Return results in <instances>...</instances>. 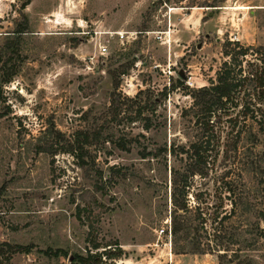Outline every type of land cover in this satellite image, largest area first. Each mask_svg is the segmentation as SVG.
<instances>
[{
    "label": "rangeland",
    "instance_id": "1",
    "mask_svg": "<svg viewBox=\"0 0 264 264\" xmlns=\"http://www.w3.org/2000/svg\"><path fill=\"white\" fill-rule=\"evenodd\" d=\"M211 2L0 0V242L31 246L7 264H78L72 254L92 242L96 264H218L158 233L171 225L169 167L184 163L159 149L187 141L190 91L215 78L232 35L264 51V0L198 6ZM75 132L80 153L63 151ZM187 186L181 198L203 209L206 228L233 202L222 231L240 264H264L256 127L235 148L217 145Z\"/></svg>",
    "mask_w": 264,
    "mask_h": 264
},
{
    "label": "trees",
    "instance_id": "2",
    "mask_svg": "<svg viewBox=\"0 0 264 264\" xmlns=\"http://www.w3.org/2000/svg\"><path fill=\"white\" fill-rule=\"evenodd\" d=\"M221 1L212 0L211 4L198 6H219ZM222 49L224 59L215 72V78L208 85L190 91L191 104V133L185 143H171L159 150L167 153L174 161H183L180 165L169 167V185L171 208L169 218L170 232L174 244L179 239H185L186 247L182 251L190 253L216 252L218 264H240L241 248L235 246L231 235L224 233L222 222L230 216L233 208L216 220V211H212L210 226H204L205 212L198 205H187L182 196H186L189 177L197 175L203 177L213 166L217 145H238L246 134L251 133V127H256L264 137V51L263 48L243 46L237 42L225 41ZM249 56L245 60L246 56ZM245 61V62H244ZM244 62V64H243ZM185 113V112H183ZM79 132H75L72 139L62 144V150L76 153L80 150L78 142ZM86 137V135L84 134ZM143 150V149H142ZM140 151L144 158L149 151ZM80 153V151L78 152ZM76 153V154H78ZM233 193L232 189H228ZM191 212L193 218H187ZM91 238H87L90 242ZM109 246V244H107ZM235 248H233V247ZM264 246V245H263ZM4 247V249H2ZM30 245L9 244L0 242V256L3 264H7L12 253L27 252ZM98 244L92 242L85 249V254H72V260L78 264H96L99 262L100 252ZM110 248V247H109ZM119 248V247H118ZM120 249H117L119 253ZM104 252V250H103ZM181 252V251H179ZM44 254L64 255L60 249L46 248ZM117 255L109 253L108 256ZM235 260V261H234ZM233 262V263H232Z\"/></svg>",
    "mask_w": 264,
    "mask_h": 264
},
{
    "label": "built area",
    "instance_id": "3",
    "mask_svg": "<svg viewBox=\"0 0 264 264\" xmlns=\"http://www.w3.org/2000/svg\"><path fill=\"white\" fill-rule=\"evenodd\" d=\"M231 41L238 42V38L235 35H232V37L229 38ZM97 51L99 54H104L105 52V46L103 44H99L97 46ZM158 233H164L167 237L170 236V227L167 225L165 228H160L158 230Z\"/></svg>",
    "mask_w": 264,
    "mask_h": 264
}]
</instances>
